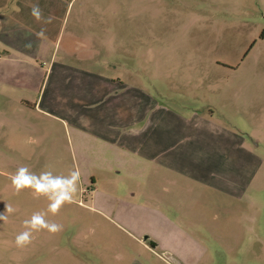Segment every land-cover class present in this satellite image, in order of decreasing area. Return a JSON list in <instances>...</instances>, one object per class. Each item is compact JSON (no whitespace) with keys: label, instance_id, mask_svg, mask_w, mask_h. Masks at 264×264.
<instances>
[{"label":"rangeland","instance_id":"rangeland-1","mask_svg":"<svg viewBox=\"0 0 264 264\" xmlns=\"http://www.w3.org/2000/svg\"><path fill=\"white\" fill-rule=\"evenodd\" d=\"M43 1L44 18L30 13L28 21L38 22L52 45L64 24V40L90 45L93 68L113 63L120 70L107 74L184 115L199 113L206 135L221 128L242 138L232 170L238 176L246 169L249 178L240 202L216 189L205 197L203 185L186 179L156 181L155 193L143 192L148 185L132 181L133 167L117 174L122 155L25 109L28 93L2 81L0 213L6 205L14 211L0 220V264H264V0ZM22 166L37 175L79 170L73 202L53 214L46 197L30 189L17 194L10 176ZM37 212L62 230L32 231V242L17 247L16 236L28 230L24 221ZM145 237L159 248L144 247Z\"/></svg>","mask_w":264,"mask_h":264},{"label":"crops","instance_id":"crops-1","mask_svg":"<svg viewBox=\"0 0 264 264\" xmlns=\"http://www.w3.org/2000/svg\"><path fill=\"white\" fill-rule=\"evenodd\" d=\"M34 5L42 12L45 3L0 0V82L20 86L28 93L21 100L25 109L72 126L90 143H100L122 155L117 166L124 168L117 167V174L133 167L132 181L140 188L142 183L148 185L143 192L155 193L152 187L156 181L171 184L172 180L186 179L203 185L205 197L214 195L216 189L234 202L243 200L249 174L244 169L237 176L232 170V152H237L236 144H244L242 138L221 128L206 135L199 113L184 115L161 103L144 87L107 74L108 69L120 70L113 63H105L106 70L101 64L93 68L90 45L75 36L64 40V24L55 45L44 35L38 38V22L28 21ZM42 18L44 13L39 21ZM60 46L63 51L57 62L54 58ZM109 156L114 158L113 153ZM222 167L228 173L223 177ZM92 183H96L95 178ZM220 184L228 186L222 189ZM140 242L149 250L160 246L154 242L156 247L152 248V240Z\"/></svg>","mask_w":264,"mask_h":264},{"label":"clouds","instance_id":"clouds-1","mask_svg":"<svg viewBox=\"0 0 264 264\" xmlns=\"http://www.w3.org/2000/svg\"><path fill=\"white\" fill-rule=\"evenodd\" d=\"M33 16L39 20L42 13L39 6H33ZM37 37L44 35L43 31L36 34ZM12 185L17 194L25 189L32 190L35 197L44 196L49 200L48 211L53 214L59 212L61 207L66 203H72L74 196L78 191V182L80 181L79 170H73L68 176L54 175L53 171H42L39 175L32 173L26 166L18 168L14 175L10 176ZM14 209L6 205V213L13 212ZM0 213V220L7 221V215ZM46 213H34L30 220H25V227L28 229L15 238V244L23 248L32 242V231H41L47 229L51 233H57L62 230V225L51 223L45 218Z\"/></svg>","mask_w":264,"mask_h":264},{"label":"water","instance_id":"water-1","mask_svg":"<svg viewBox=\"0 0 264 264\" xmlns=\"http://www.w3.org/2000/svg\"><path fill=\"white\" fill-rule=\"evenodd\" d=\"M147 240H148V237H145L144 238V241H147ZM150 245H151L152 248H155L156 247V244L153 243V242H151Z\"/></svg>","mask_w":264,"mask_h":264}]
</instances>
